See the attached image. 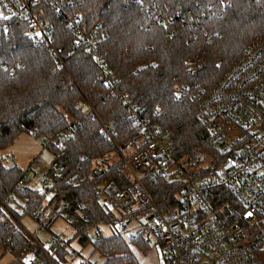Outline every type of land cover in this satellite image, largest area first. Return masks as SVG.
Wrapping results in <instances>:
<instances>
[{"label":"trees","instance_id":"trees-1","mask_svg":"<svg viewBox=\"0 0 264 264\" xmlns=\"http://www.w3.org/2000/svg\"><path fill=\"white\" fill-rule=\"evenodd\" d=\"M61 1L64 17L78 11L87 29L98 27L103 34L96 42L100 57L95 59L76 44L65 21L48 6L43 5L54 23L55 41L64 46L58 67L46 47L31 45L24 21L0 20V150L21 133H32L47 140L45 148L59 165L57 173L49 166L41 173L48 185L46 193L39 194L18 184L30 165H6L0 153V200L18 218L33 219V212L46 206L51 217L33 220L47 227L61 215L71 233L63 242L50 241L45 256L26 230L9 219L0 201V257L9 252L20 260L21 254L33 253L37 264H69L71 244L76 242L82 247L90 244L104 258L101 264H137L130 243L144 253L151 248L142 232L134 240L121 233L91 238L94 226H114L118 220L129 219L105 205L100 195L109 179L120 187L130 184L121 161L110 159L115 143L127 142L137 130L119 94L126 93L151 123L169 131L179 157L214 154L198 116V95L241 58L248 44L264 42V0ZM105 71L111 73L113 83L100 81ZM78 100L89 104L91 111L76 109ZM102 124L109 127L111 140L101 135ZM142 180L156 206L177 202L175 181ZM150 208V203H139L132 215Z\"/></svg>","mask_w":264,"mask_h":264},{"label":"built area","instance_id":"built-area-1","mask_svg":"<svg viewBox=\"0 0 264 264\" xmlns=\"http://www.w3.org/2000/svg\"><path fill=\"white\" fill-rule=\"evenodd\" d=\"M43 5L65 21L76 44L83 45L95 59L100 57L96 42L103 34L98 27L87 29L78 11L64 17L61 0H0V20L24 21L25 36L31 45L46 47L55 66H61L64 46L56 43L54 23L46 17ZM100 81L107 85L115 80L105 71ZM176 89L181 91V87ZM119 97L137 130L127 142L115 143V151L121 156L120 167L125 170L130 184L120 187L109 179L100 190L105 205L129 216L110 226L119 227L118 233L128 240H134L138 232H142L144 241L158 245V264H264V42L248 44L241 58L222 72L209 90L198 95V116L205 125L214 154L179 157L169 131L151 123L143 108L130 102L126 93H120ZM74 106L85 113L92 109L81 100ZM99 131L111 140L107 125L102 124ZM41 141L45 147L47 140ZM126 151L129 154L124 157L122 153ZM49 167L54 173L59 170L53 160ZM35 177L33 171L28 172L18 184L35 188L39 194L46 193L48 179L41 176L40 183L34 185ZM143 177L175 181L179 187L177 202L165 208L156 206L143 185ZM219 187L224 192L214 190ZM44 203L46 205V200ZM139 203H150L151 208L133 216ZM22 210L18 214H22ZM51 215L46 206L32 214L33 219ZM132 220H137L140 230L124 234ZM99 226L92 228V239L101 235ZM44 227L37 223L35 230L39 233ZM29 236L44 254L50 241L63 242L66 238L62 231L52 234L46 245H40L33 234ZM77 254L72 248L69 260L76 259ZM37 263L38 258L33 253L20 255L19 264Z\"/></svg>","mask_w":264,"mask_h":264},{"label":"rangeland","instance_id":"rangeland-1","mask_svg":"<svg viewBox=\"0 0 264 264\" xmlns=\"http://www.w3.org/2000/svg\"><path fill=\"white\" fill-rule=\"evenodd\" d=\"M133 148H135V146ZM0 153L5 156L6 165L17 164L22 168H28V166L30 165L29 172L37 170L38 174L33 180L34 185H38L40 183L41 173L49 166V162L52 157L50 151L46 149L42 144L41 139L35 137L32 133H21L11 145L7 146L3 150H0ZM122 154L124 157H127L129 151L123 152ZM110 156V159L115 160H119L121 157L116 151H113ZM40 163H42V166H40ZM112 208L115 209V207ZM8 213L10 214L9 219L13 223L21 225L22 227H24L23 223H27L29 225V222L33 220L32 218L31 220L29 216H22L19 219H16L10 212ZM31 224L32 226L29 225V229H27V231L29 234H34L35 237H38L40 242H45L46 240H48V238H50L52 234H57L62 231L65 233L66 236L71 233L70 224L61 215L54 217L51 223L47 227H44L43 230L39 233H37L35 230V221L31 222ZM99 227L101 235L104 236H108L121 231L119 227H113L107 224H101ZM137 230H140V226L137 220H132L128 224L127 228L123 231V233L127 234L135 232ZM151 244V249L146 253L139 251L140 249L137 250L139 246L136 247L137 249L134 246H131V251L137 259L138 263H160V250L158 248V245H153V243ZM71 246L75 251H78V256L73 261L74 264H80L81 262H83L84 264H101L104 260V258L100 256L96 251H93L92 246L90 244L81 247L76 242H72ZM82 255L84 256V258L82 257ZM15 257L7 252L0 259V264H6L11 259L15 260L17 263L18 260L17 257ZM85 259L86 261H83Z\"/></svg>","mask_w":264,"mask_h":264},{"label":"crops","instance_id":"crops-1","mask_svg":"<svg viewBox=\"0 0 264 264\" xmlns=\"http://www.w3.org/2000/svg\"><path fill=\"white\" fill-rule=\"evenodd\" d=\"M30 219H31V218H30ZM31 220H32V219H31ZM31 222H34V221L32 220V221L29 222V225H30V226H32ZM23 225H24V227H25L26 229H29V225H28L27 223H23ZM107 225H108V224H107ZM109 226H110V225H109ZM35 227H37V222H36V221H35ZM35 229H36V228H35ZM50 237H51V236H50ZM49 239H50V238H48V240H49ZM48 240H46L45 242H42V244L46 245L47 242H48ZM77 244H78V243H77ZM78 245H79V244H78ZM130 246H134V247L136 248V246L133 245L132 243H130ZM81 247H82V246H81ZM136 249H137V248H136ZM137 250H139V249H137ZM93 251H94V250H93ZM139 251H141V250H139ZM76 252L78 253V251H76ZM141 252H142V251H141ZM8 253H9V252H8ZM143 253H144V252H143ZM9 254H11V255H13V256L15 257L14 254H12V253H9ZM4 255H5V254H4ZM4 255H3V256H4ZM3 256H2V257H3ZM2 257H0V259H1ZM82 257L84 258L83 255H82ZM15 258H16V257H15ZM17 260H18L17 263L19 264V259L17 258ZM74 260H75V259H74ZM74 260H73V261H74ZM85 260H86V259H85ZM85 260H83V261H85ZM73 261L70 260V261H69V264H74ZM10 263H16V261L11 259V260H9L6 264H10ZM17 263H16V264H17ZM80 264H84V263L81 262ZM137 264H138V263H137ZM140 264H142V262H140Z\"/></svg>","mask_w":264,"mask_h":264},{"label":"snow or ice","instance_id":"snow-or-ice-1","mask_svg":"<svg viewBox=\"0 0 264 264\" xmlns=\"http://www.w3.org/2000/svg\"><path fill=\"white\" fill-rule=\"evenodd\" d=\"M249 215H251V213H249Z\"/></svg>","mask_w":264,"mask_h":264}]
</instances>
